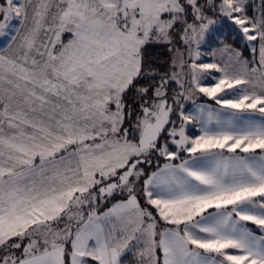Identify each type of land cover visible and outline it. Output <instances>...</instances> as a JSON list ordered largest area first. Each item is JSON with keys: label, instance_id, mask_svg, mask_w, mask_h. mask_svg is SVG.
<instances>
[{"label": "snow or ice", "instance_id": "6c2138e0", "mask_svg": "<svg viewBox=\"0 0 264 264\" xmlns=\"http://www.w3.org/2000/svg\"><path fill=\"white\" fill-rule=\"evenodd\" d=\"M28 3L0 0V36L27 18ZM52 6L42 0L15 54L0 53V264H123L138 246L141 264H264V8L250 16L248 0H55L46 26ZM225 29L259 42L258 67L224 43ZM42 31L52 35L37 43ZM150 44L167 46L180 71H159ZM205 51L241 67L202 62ZM130 90L139 100L131 139ZM193 90L219 107L186 109ZM48 105L49 123L23 110ZM5 124L15 131L4 135ZM153 156L165 162L148 174L141 165ZM114 195L124 198L98 214L97 201ZM149 207L171 227L157 231Z\"/></svg>", "mask_w": 264, "mask_h": 264}, {"label": "rangeland", "instance_id": "374dc122", "mask_svg": "<svg viewBox=\"0 0 264 264\" xmlns=\"http://www.w3.org/2000/svg\"><path fill=\"white\" fill-rule=\"evenodd\" d=\"M252 1H255V0H251ZM42 2V0H30V3L27 4V18L26 19H12L10 20V27L8 28L7 30V35H3V36H0V53H3L5 55H8V56H12L15 54V52L17 51V46L18 44L20 43L21 39L23 38V36L32 28L33 26V23H34V18H33V12L34 10L36 9V7ZM47 2L52 6L51 8V11L49 12L48 16L46 17L44 23L45 25L47 26L48 24L51 23V18H52V15L55 14L56 12V8H55V0H47ZM256 4L254 5L253 9H254V15H259L260 11L262 10V0H256ZM19 3L21 4H25L26 3V0H19ZM247 12H248V7H247ZM253 16V15H251ZM52 34L49 32V33H45V32H41L38 36V39H37V43H39L41 40H45L47 39L48 37H50ZM14 37V39H13ZM66 37V38H64ZM65 40H64V39ZM71 39V35L68 34V33H64L62 36H61V40L64 42V43H67L68 40ZM150 45H154V44H150ZM252 45L255 46V50H253V47ZM175 46L176 47H180V44H179V41L178 39L176 40V43H175ZM250 48H251V51H255V55H256V61H253V60H248L247 58L243 57V60L245 62H247V65L249 67V69L251 68H254V67H258L259 66V62H260V45H259V42H252L251 45H249ZM237 51V50H236ZM173 53H172V57H173ZM208 60L207 62H221V63H224V62H230L232 63L233 65H235V68L234 70H238L241 66L236 64L235 63V57H231L230 59V56L228 53H224V54H221L219 52H217L216 56L213 57L211 54L208 53ZM177 72H179V68H176ZM214 75L218 76L219 74L218 73H215ZM254 77H259V72L256 74V76ZM253 77V78H254ZM184 79L190 81V77H184ZM256 81H258L257 78H255ZM209 83H212L211 80H206V82H203L202 81V84L203 85H208ZM185 88L186 89H189L191 88V84L190 82L189 83H185ZM200 97H204L206 98V100H210L208 97L204 96L203 94L199 93L198 91H195L193 90V95H192V98L189 99V100H186V101H183V103L185 104L186 103H192L188 109H195V107L197 105H200L199 103L201 102L200 100L197 101V98L199 99ZM52 101L53 103H59L61 104L62 106L64 107H69L63 100L61 101H56L55 98H52ZM204 102V101H202ZM209 103V101H207ZM214 103V102H213ZM204 105H209V106H212V107H219V106H214V105H211V104H206V102H204ZM48 111H47V115L49 116V111L51 112V108L50 107H47L46 108ZM46 109L44 108L43 110H39L38 106H37V110L44 113L46 111ZM23 110L25 112H28V114L31 116V112L28 111V108L26 106L23 107ZM49 118V117H48ZM83 123V121H81ZM49 123V122H48ZM15 130L14 129H9L7 127V124L4 125V132L3 134L4 135H10L12 132H14ZM28 132H32L31 129H28L27 130ZM187 134L189 136H192L194 133L195 134H199L198 132V126L197 127H193L192 125H189L188 128H187ZM153 160L154 159H151V163L149 165H151L153 163ZM39 161L37 160V163ZM164 163V162H163ZM163 163L161 164V166L163 165ZM148 165V164H147ZM141 167L144 168L143 165H141ZM50 175V173H49ZM34 179L39 182L41 181L42 179H44L43 177H40V176H36L34 177ZM139 187V185H138ZM124 197H122L123 199ZM121 198L117 199V200H113L111 203H109L108 206H106L103 210L101 211H98L97 210V213L98 214H102L103 212L107 211L109 208L112 207L113 204H115L118 200H120ZM138 199H140V202H141V206L142 207H145L147 206L145 204V201L143 200L142 197H138ZM106 200V199H105ZM105 200H103V202H105ZM149 210L153 212V215L157 217V221H158V224H157V231H160L161 229L165 228V227H171L170 225H165L163 221H160L159 220V217H158V214L153 210V208L149 207ZM90 211V210H89ZM250 227L252 228H255L254 225H249ZM60 228H63L64 227V223L62 222L60 225H59ZM259 234V233H258ZM158 238V237H157ZM28 243L27 239H25L23 242H22V247L19 248V249H12V252L15 256H21L22 252H23V246H25L26 244ZM135 243V242H134ZM142 251V247L141 246H138L137 248H135L132 252L126 254L124 260H123V264H134L135 261L132 260L133 257H135L136 259H139L138 256H139V252ZM3 253H0V255H2ZM138 254V255H137ZM158 255H160V253L158 252L157 253ZM141 264V262H139ZM138 263V264H139ZM136 264V263H135ZM144 264H147V261L145 260L144 261Z\"/></svg>", "mask_w": 264, "mask_h": 264}, {"label": "trees", "instance_id": "16d2710c", "mask_svg": "<svg viewBox=\"0 0 264 264\" xmlns=\"http://www.w3.org/2000/svg\"><path fill=\"white\" fill-rule=\"evenodd\" d=\"M201 2H203V0H201ZM256 0L255 1H252L251 0H248V14L251 16V15H254V5L256 4ZM264 8V5H262ZM209 15H211L209 13ZM223 37H224V43L225 44H228L231 46V48L239 51L241 54H242V57H245L247 58L248 60H253V61H256V55H255V51H251V48L249 45H245L244 42H242L240 39L238 38H235L234 36L230 35L227 31V29L224 30L223 32ZM66 38V37H64ZM63 38V39H64ZM65 40V39H64ZM218 47H223V45H219ZM146 57L148 59H150L152 61V63L156 66H158V70L159 71H175L176 69H173L172 68V52H169L168 51V48L167 46L165 45H160V44H154V45H148L147 46V51H146ZM209 56H208V53L207 51H205V55L202 57V62H207L209 61L208 60ZM207 79L203 80V82H206ZM141 83L143 84L144 81H141ZM171 88L175 91V90H179L178 89V85H176L175 83H173L171 85ZM125 100L128 104V113L126 116H125V122H124V125L123 127L124 128H128L130 130V139L132 138V130L134 129V126H135V117L136 115H138V109H137V104L139 103V100L138 98L135 97V94H134V91L133 90H130L128 92V94L126 95L125 97ZM209 101V102H212V100H206V98L204 97H200L199 99L197 98V101ZM192 103H186L185 102V108L188 109L189 106L191 105ZM167 136V133H163L162 136H161V140H160V143H164V138ZM172 149L174 150L175 146L172 145L171 146ZM153 160V163L151 165H147V164H143L144 166V170L146 173L150 174L152 171H155L156 170V167L157 165H160L165 162L164 159L162 157H155L153 156L152 157ZM122 197L120 195H114V197H108L106 198L105 202L103 201H97V204H96V211H101L103 210L106 206L109 205V203H111L113 200H117ZM90 209L85 206L83 211L85 212V214H87V212L89 211ZM155 211V209H153ZM156 212V211H155ZM138 255V254H137ZM139 259H136L135 257L132 258L134 262V264H138L140 261V256H138ZM140 264V263H139Z\"/></svg>", "mask_w": 264, "mask_h": 264}, {"label": "crops", "instance_id": "0c3cea01", "mask_svg": "<svg viewBox=\"0 0 264 264\" xmlns=\"http://www.w3.org/2000/svg\"><path fill=\"white\" fill-rule=\"evenodd\" d=\"M255 78L258 79L259 77H254L253 80H255ZM255 81H256V80H255ZM199 104H200V105H204V102L201 101ZM206 104H211V105L217 106V105H215L214 103H212V102H209V103H208L207 101H206ZM207 106H209V105H207ZM47 107H50V108H51V105L45 106V109H46ZM47 111H48V110L46 109V111H45L44 113H42V112H40V111L37 110V111H35V112H31V114H32L31 116H33V117H35V118H37V119H42V120H44L46 123H48V122H50V121H49V118H48L49 116L47 115ZM49 114H51L50 111H49ZM178 162H179V161H177V163H178Z\"/></svg>", "mask_w": 264, "mask_h": 264}]
</instances>
